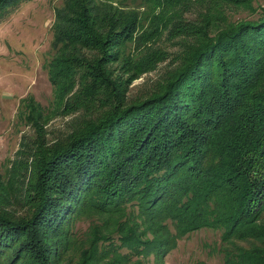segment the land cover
I'll return each instance as SVG.
<instances>
[{
	"label": "trees",
	"instance_id": "obj_1",
	"mask_svg": "<svg viewBox=\"0 0 264 264\" xmlns=\"http://www.w3.org/2000/svg\"><path fill=\"white\" fill-rule=\"evenodd\" d=\"M30 1L0 0V24ZM53 20L50 103L20 100L33 134L0 174V264L162 262L203 229L221 264H264V0H62Z\"/></svg>",
	"mask_w": 264,
	"mask_h": 264
},
{
	"label": "rangeland",
	"instance_id": "obj_2",
	"mask_svg": "<svg viewBox=\"0 0 264 264\" xmlns=\"http://www.w3.org/2000/svg\"><path fill=\"white\" fill-rule=\"evenodd\" d=\"M61 3L62 0L20 3L0 24V174L18 161L24 137L33 134L32 128L20 120V100L31 96L44 108L50 103L52 91L43 65L50 52L54 13ZM165 66L162 63L147 76L134 80L130 94L134 96L141 86L153 83ZM69 122L72 116L51 117L43 127L45 140L51 142L62 136ZM217 243L218 235L211 229L196 231L178 241L177 248L162 262L149 257L144 264H221L210 252Z\"/></svg>",
	"mask_w": 264,
	"mask_h": 264
},
{
	"label": "bare ground",
	"instance_id": "obj_3",
	"mask_svg": "<svg viewBox=\"0 0 264 264\" xmlns=\"http://www.w3.org/2000/svg\"><path fill=\"white\" fill-rule=\"evenodd\" d=\"M150 165V164H149Z\"/></svg>",
	"mask_w": 264,
	"mask_h": 264
}]
</instances>
